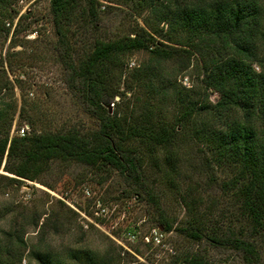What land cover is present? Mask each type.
I'll list each match as a JSON object with an SVG mask.
<instances>
[{"label": "rangeland", "instance_id": "1", "mask_svg": "<svg viewBox=\"0 0 264 264\" xmlns=\"http://www.w3.org/2000/svg\"><path fill=\"white\" fill-rule=\"evenodd\" d=\"M98 1L97 27L82 20L68 27L72 55L77 61L98 39L133 35L141 28H159L162 33L168 29L161 21L162 12L141 7L139 0ZM11 6L14 10L6 20L10 32L0 38V84L7 83L0 90V98L14 107L10 137L25 123L26 116L41 133L95 130L97 119L87 112L69 82L50 14V0H12ZM156 7L162 8L161 4ZM156 37L164 39L161 34ZM166 43L180 46L176 40ZM196 58L195 55L185 71L182 63L187 58H175L158 67L154 86L159 91L165 86L172 93L164 101L150 88L134 83L122 100L116 97L119 105H109L110 112L131 115L136 111L134 116L141 120L150 103L154 121L162 119L172 124L181 108L178 92L200 100L208 96L214 104L219 93L205 87L201 69L194 66ZM142 65H149L148 52L135 51L128 57L120 84L122 91L136 78L134 68ZM256 67L261 69L257 63ZM177 131L181 145L178 171L171 172L163 151L156 154V161L155 155L145 160L146 181L158 206L139 198L125 176L113 167L99 169L56 160L37 180L17 182L10 179L16 176L5 170L4 159L0 167V263L40 264L33 257V251L40 250L54 264H83L71 261V254L87 251L101 256L112 250L115 264H170L176 259L182 262L186 255L194 253L213 264H246L243 255L235 250L215 247L206 239L197 242L181 232V228L194 225L200 226L205 235L220 234L229 225L240 227L243 223L237 220L241 218L237 198L223 189L234 169L215 164L205 143L193 136V128L178 126ZM161 212L172 224L171 231L157 226ZM158 228L162 230L161 243L146 242L144 237L153 238V230ZM16 234L24 244L13 243L8 255L5 246L10 235ZM258 248L260 264H264L263 237L258 238Z\"/></svg>", "mask_w": 264, "mask_h": 264}, {"label": "trees", "instance_id": "2", "mask_svg": "<svg viewBox=\"0 0 264 264\" xmlns=\"http://www.w3.org/2000/svg\"><path fill=\"white\" fill-rule=\"evenodd\" d=\"M138 4L161 11L167 31L141 28L133 35L98 39L77 61L72 55L68 27L79 20L97 27L100 3L50 0V14L70 74L69 82L87 112L97 119L98 126L87 132L41 133L26 116L23 123L29 126L26 134L18 135L19 126L10 137L14 107L0 98V167L5 159V170L16 176L10 179L21 182V179L37 180L56 160L99 169L109 166L125 176L139 198L158 206V199L146 181L145 160L155 155L156 161V154L163 151L171 172L178 171L181 145L177 141V128H193V136L205 143L214 163L234 169L223 189L237 198L241 217L237 220L243 225H229L223 233L212 235H205L200 226L194 225L180 230L197 242L206 239L215 247L241 253L246 264H260L258 238H264V0H139ZM159 4L162 8L156 7ZM11 5L12 0H0V38L10 32L6 20L14 10ZM160 34L164 39L157 40ZM174 40L179 47L166 43ZM135 51L148 52L149 65L134 68L136 78L122 91L124 66ZM195 55L194 66L201 69L205 87L219 93L217 102L212 104L208 96L200 100L178 92L176 98L181 108L172 124L162 119L154 121L150 103L141 120L134 116L136 111L131 115L110 112L109 105H119L116 97L122 100L126 89H133L134 83L150 88L164 101L172 93L165 86L160 91L154 86L158 67L175 58H187L182 63L185 71L191 67ZM256 63L261 69H257ZM6 87L7 83L0 84L1 91ZM24 108L25 105L21 114ZM162 214L157 226L171 231L172 224ZM13 243L19 245L24 241L17 234L10 235L5 246L8 255ZM33 254L40 264H54L43 251ZM70 259L83 264H115L112 250L101 256L75 252ZM6 263L5 260L2 264ZM170 264L213 263L194 253L186 255L182 262L176 259Z\"/></svg>", "mask_w": 264, "mask_h": 264}, {"label": "built area", "instance_id": "3", "mask_svg": "<svg viewBox=\"0 0 264 264\" xmlns=\"http://www.w3.org/2000/svg\"><path fill=\"white\" fill-rule=\"evenodd\" d=\"M8 25H10V24L8 23ZM28 128H29L28 125L21 126L17 130L18 135H21V136L25 135ZM161 238H162V230L160 228L153 230V238H151V236H147V235L144 237L146 242H148V243L155 242L156 244L161 243Z\"/></svg>", "mask_w": 264, "mask_h": 264}]
</instances>
